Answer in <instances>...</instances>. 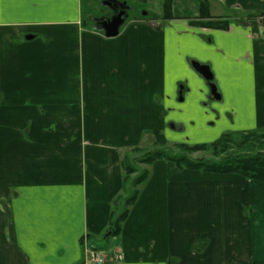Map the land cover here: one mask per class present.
Instances as JSON below:
<instances>
[{"label":"crops","instance_id":"crops-1","mask_svg":"<svg viewBox=\"0 0 264 264\" xmlns=\"http://www.w3.org/2000/svg\"><path fill=\"white\" fill-rule=\"evenodd\" d=\"M208 4L227 30L191 24L197 0H172L170 20L107 38L83 27L82 0H0V264H264V182L167 161L146 166L106 235L128 194L123 157L151 134L206 114L223 134L264 128V0ZM146 6L159 16L163 0ZM194 62L221 97L210 110Z\"/></svg>","mask_w":264,"mask_h":264},{"label":"trees","instance_id":"trees-1","mask_svg":"<svg viewBox=\"0 0 264 264\" xmlns=\"http://www.w3.org/2000/svg\"><path fill=\"white\" fill-rule=\"evenodd\" d=\"M199 5V20L191 22L198 27L214 30H227L228 21L210 20L208 0H197ZM134 4L143 7L145 16L149 15L146 0H133ZM132 9L135 6L131 7ZM130 8V9H131ZM172 0H163L162 14H151L152 19L170 20L172 18ZM145 20L144 16L138 18ZM155 141L152 151L143 153L135 161L122 164L123 179L136 174L135 165L149 166L156 161L173 163L179 170L199 171L205 174L239 175L247 180L264 182V128L240 133H225L217 140L209 144L177 146L178 152H169L165 149V140L160 132H154ZM139 149H133L130 153H139ZM197 152H209L210 158L193 159L188 155ZM135 154V155H136ZM149 178L148 170H143L134 179H128V194L122 201V210L114 214L108 227L107 238L116 237L120 234L122 225L126 220L130 209L139 196V188Z\"/></svg>","mask_w":264,"mask_h":264},{"label":"rangeland","instance_id":"rangeland-1","mask_svg":"<svg viewBox=\"0 0 264 264\" xmlns=\"http://www.w3.org/2000/svg\"><path fill=\"white\" fill-rule=\"evenodd\" d=\"M120 2H126V4L131 8L132 6H135V8H131L129 10V17L128 20H134V19H138L141 16H144L145 19H152V15L151 14H155V11H150V9L147 8V11L149 12L148 16H145L143 10V7H141L140 5L134 4L133 0H118ZM103 0H82V19H83V27L88 26V28L93 27L92 21L91 19L93 17L98 18L100 17V15H108L109 16V11L108 9L104 8L103 4H102ZM227 13V9H225V14ZM162 14V12H161ZM159 14V15H161ZM158 15V14H156ZM158 19V18H156ZM204 81V80H203ZM205 82V81H204ZM206 83V82H205ZM207 85V84H206ZM181 87V86H180ZM180 93V91H179ZM180 97V96H179ZM208 101L203 102L201 104V108L203 110H210L211 108L209 107V105L211 103H216L215 102H211L214 101L213 99H209L207 98ZM178 102H180L179 104H183V101H180L178 98ZM208 113V112H206ZM210 114H206L205 116L202 115H198L197 117L194 118V121H188L185 120L184 118L178 117L175 120L176 126H171L168 125L166 126L167 131H166V135H162L164 140L166 141L165 143V149L167 151H171V152H178V148L177 146L180 144H186V145H197V144H209L214 142L215 140H217L219 137H221V135L225 132L222 131V129L217 128L218 125H222V123L220 124V119L218 120H214L212 121V119H210ZM215 118V117H214ZM188 123H193L192 125H188ZM179 124H185L184 126H179ZM214 124V125H212ZM228 131H231L230 129H227ZM229 133H240V131H232ZM154 141H155V135L154 133L151 134V136L149 137V139H147V141L145 142V144L142 147H138V148H133V149H139V153H129V155L124 156L123 157V162L125 164H129L134 162L135 160L132 158L136 157L138 158L140 155H142L143 153L152 151L154 149ZM132 149V150H133ZM131 150V151H132ZM190 158L193 159H198V158H205L208 159L210 158V154L209 152H197V153H193L188 155ZM135 168L137 169V173L133 174L131 176H128L129 180H132L135 178V176L139 173H141L143 170H147L146 166L143 165H135ZM244 224V223H243ZM260 235L263 234V232H259ZM102 244V243H101ZM100 246V245H99ZM104 250H108V249H113V243L109 241L108 244L104 245L102 244L101 246Z\"/></svg>","mask_w":264,"mask_h":264},{"label":"water","instance_id":"water-1","mask_svg":"<svg viewBox=\"0 0 264 264\" xmlns=\"http://www.w3.org/2000/svg\"><path fill=\"white\" fill-rule=\"evenodd\" d=\"M119 3L115 0H103L102 4L104 7L111 9V3ZM121 5V10L117 12V14H114L112 17L108 19H96L95 20V27L99 31H101L105 37L107 38H112L118 35L120 29L122 26L125 24L128 14L127 10L129 9L128 6L126 5V2L119 3ZM192 66L194 70L203 78V80L207 84V88L209 90V99L213 100H220V95L217 92V88L215 84L212 82L213 81V75L209 68L205 65H201L199 63H192Z\"/></svg>","mask_w":264,"mask_h":264},{"label":"built area","instance_id":"built-area-1","mask_svg":"<svg viewBox=\"0 0 264 264\" xmlns=\"http://www.w3.org/2000/svg\"><path fill=\"white\" fill-rule=\"evenodd\" d=\"M85 255H86L87 260L93 263H102V262L110 260L109 257L101 253H98L96 251H93V250H85Z\"/></svg>","mask_w":264,"mask_h":264},{"label":"flooded vegetation","instance_id":"flooded-vegetation-1","mask_svg":"<svg viewBox=\"0 0 264 264\" xmlns=\"http://www.w3.org/2000/svg\"><path fill=\"white\" fill-rule=\"evenodd\" d=\"M119 10H121V5L119 3L112 2L111 3V9H108V11L110 12L109 16L104 14V15H100V17H98L97 19H108V18L112 17L114 14H117V12H119ZM129 10H127L128 14H129ZM94 23L95 22H93V24Z\"/></svg>","mask_w":264,"mask_h":264}]
</instances>
